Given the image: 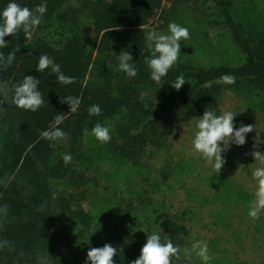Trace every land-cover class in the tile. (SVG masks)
Instances as JSON below:
<instances>
[{
    "label": "trees",
    "instance_id": "trees-1",
    "mask_svg": "<svg viewBox=\"0 0 264 264\" xmlns=\"http://www.w3.org/2000/svg\"><path fill=\"white\" fill-rule=\"evenodd\" d=\"M76 1L0 0V11L10 2L33 10L46 3L37 31L53 24L67 31L60 40L46 34L28 40L21 32L19 37L6 36L8 47L0 48L5 57L16 52L12 65L0 71V81L11 87L25 75H33L40 80L38 90L44 99V105L33 112L12 105L11 94L7 99L0 95V264H86L82 251L65 253L61 224L74 219L88 226L92 216L76 204L75 193L59 190L56 185L65 181L79 187L87 181L79 166L85 153L82 143L85 131H92L97 123L119 116L115 131L122 140L114 144V152L126 161L137 162L147 147L164 146L186 119L202 116L206 109L218 114L216 105L226 90L237 91L236 87L244 85L258 97L264 94V25L239 14L234 0L197 3L211 26L228 33L243 58L197 64L180 55L161 84L151 79L145 63L151 50L143 26L164 0ZM121 51L132 54L136 77L118 70ZM42 54L52 58L75 82L58 83L50 69L38 72ZM224 74L234 76L235 83H221ZM180 75L186 82L177 91L171 82ZM141 92L148 93L144 100ZM67 96L80 99L75 113L61 101ZM92 105H99L102 114L89 115ZM57 115L65 117L57 127L67 133V140L51 141L41 136L42 131L52 130ZM64 154H71V163H64ZM237 193L247 199L244 204L249 208L254 197L245 189ZM260 223L258 230L263 236L264 214ZM162 228V242L170 239L183 246L188 234L184 222L168 216ZM142 246L113 245L117 248L116 264H130L139 257ZM173 264L188 263L174 259Z\"/></svg>",
    "mask_w": 264,
    "mask_h": 264
},
{
    "label": "rangeland",
    "instance_id": "rangeland-1",
    "mask_svg": "<svg viewBox=\"0 0 264 264\" xmlns=\"http://www.w3.org/2000/svg\"><path fill=\"white\" fill-rule=\"evenodd\" d=\"M234 4L239 14L264 25V0H234ZM170 22L190 32V39L180 41L184 60L211 64L243 58L228 33L209 24L197 0H164L143 29L146 33L155 29L169 34ZM44 34L60 40L67 31L53 24L44 31L36 29L32 38ZM236 89H228L221 96L216 105L218 114L232 111L237 113L236 128L252 124L259 129L246 135L244 145L233 144L222 153L226 163L219 174L193 148L200 115L180 123L164 146L147 147L137 162L126 161L114 152V144L122 140L115 131L119 116L101 123L111 132L112 139L107 144L100 143L92 131H85V153L79 166L87 181L79 187L59 181L56 187L75 193L76 204L92 220L88 226L74 219L62 222L65 253L82 251L87 256L90 248L106 243L144 245L147 235L163 233L164 220L172 216L188 227L180 258L186 263L202 264L194 253L191 259L183 254L184 248L190 249L195 241L202 240L208 244L210 264H264V235L260 236L258 230L264 210L253 220L244 204L246 198L237 193L245 189L255 199L257 182L251 173L260 165L251 152H264V94L258 97L244 85ZM257 131L260 144L254 149Z\"/></svg>",
    "mask_w": 264,
    "mask_h": 264
},
{
    "label": "clouds",
    "instance_id": "clouds-1",
    "mask_svg": "<svg viewBox=\"0 0 264 264\" xmlns=\"http://www.w3.org/2000/svg\"><path fill=\"white\" fill-rule=\"evenodd\" d=\"M46 11V3L37 5L34 10L21 6L16 2L8 3L0 11V48L8 47L5 40L6 36L19 37L21 32L24 34V39L31 40L35 30L41 24ZM168 33H160L153 29L146 34L147 47L151 50V56L145 60V63L150 69L151 79L157 84H161L162 78L178 63L181 53L180 41L190 39L188 28L182 27L175 22L169 23ZM19 50L18 47L17 51ZM15 57V51L10 52L7 57H5L3 52H0V71H6L14 62ZM118 60V70L123 71L130 78L137 76V69L131 63L133 56L130 52L121 51ZM48 69L56 75L57 81L60 84L68 85L75 82V78L65 75L61 71L60 65L55 63L52 58L47 54H42L39 57L36 70L43 73ZM185 82L184 76L180 75L175 81L171 82V85L178 91ZM220 82L234 84L235 77L224 74L220 77ZM39 83L40 80L33 75H25L22 82L14 84L11 87L7 82L0 81V95H3L7 99L11 94L12 105H15L18 109L35 112L44 105L42 93L38 90ZM147 95L148 93L141 92L140 99L144 100ZM61 101L68 103L70 112L75 113L78 110L80 104L78 97L67 96ZM101 114L102 110L99 105H92L89 108V115ZM236 114L232 111H223L221 114H217L215 111L206 109L196 123L197 131L192 141L194 151L207 164L211 165L213 171L217 174L220 173L223 165L226 163L222 153L227 152L233 144L237 146L244 145L246 143V135L259 129L252 124H241L239 128H236L234 126ZM64 118L63 115H57L54 118L53 125L50 126L52 130L42 131L41 136L51 141L67 140V133L57 127V125L63 122ZM92 135L102 144H107L112 139L109 128L100 123H97L92 128ZM254 141L253 148L257 149L260 144L259 131H257ZM251 155L254 157V161L259 162L260 165L251 173L253 179L257 182V188L255 199L250 202L248 213L253 220H256L259 218V213L264 210V152L254 150L251 152ZM62 159L67 165L71 163L72 156L71 154H64ZM181 251V248L174 245L170 239L162 242L161 236L153 233L147 235L146 243L142 246L139 257L131 261L130 264H173L174 259L179 260L181 258ZM193 253L201 259L202 264H210L212 256L209 253L206 241L197 240L192 244L190 249H183V254L188 259H191ZM116 255L117 248L111 244L106 243L103 247H92L87 252L86 264L88 262L90 264H116Z\"/></svg>",
    "mask_w": 264,
    "mask_h": 264
}]
</instances>
